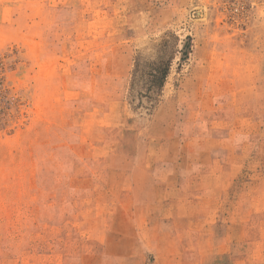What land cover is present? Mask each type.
Wrapping results in <instances>:
<instances>
[{
    "label": "rangeland",
    "instance_id": "obj_1",
    "mask_svg": "<svg viewBox=\"0 0 264 264\" xmlns=\"http://www.w3.org/2000/svg\"><path fill=\"white\" fill-rule=\"evenodd\" d=\"M0 264H264V0H0Z\"/></svg>",
    "mask_w": 264,
    "mask_h": 264
},
{
    "label": "trees",
    "instance_id": "obj_2",
    "mask_svg": "<svg viewBox=\"0 0 264 264\" xmlns=\"http://www.w3.org/2000/svg\"><path fill=\"white\" fill-rule=\"evenodd\" d=\"M170 70V64L165 65V68L160 70H157L156 73L152 74L151 79V88L149 89L148 97L150 100L155 99V97L160 93V91L163 89V86L165 84V80L168 76Z\"/></svg>",
    "mask_w": 264,
    "mask_h": 264
}]
</instances>
